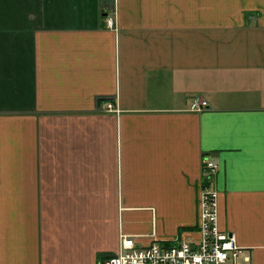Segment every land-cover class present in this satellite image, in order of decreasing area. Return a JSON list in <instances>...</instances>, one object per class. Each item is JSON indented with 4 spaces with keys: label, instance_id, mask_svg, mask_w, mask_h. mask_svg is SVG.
Returning a JSON list of instances; mask_svg holds the SVG:
<instances>
[{
    "label": "crops",
    "instance_id": "1",
    "mask_svg": "<svg viewBox=\"0 0 264 264\" xmlns=\"http://www.w3.org/2000/svg\"><path fill=\"white\" fill-rule=\"evenodd\" d=\"M205 159L264 264V0H0V264L196 239Z\"/></svg>",
    "mask_w": 264,
    "mask_h": 264
},
{
    "label": "built area",
    "instance_id": "2",
    "mask_svg": "<svg viewBox=\"0 0 264 264\" xmlns=\"http://www.w3.org/2000/svg\"><path fill=\"white\" fill-rule=\"evenodd\" d=\"M105 20L113 25V8L108 9ZM207 101L195 95L190 108L201 111ZM107 107H111L108 104ZM218 164L205 159L203 178L198 191V237L179 239L173 242L152 241L147 245H137L131 236H123L117 251L99 261V264H241L242 248L233 234L225 233L218 226L217 190L213 187L212 176ZM244 260L248 261L249 256Z\"/></svg>",
    "mask_w": 264,
    "mask_h": 264
},
{
    "label": "trees",
    "instance_id": "3",
    "mask_svg": "<svg viewBox=\"0 0 264 264\" xmlns=\"http://www.w3.org/2000/svg\"><path fill=\"white\" fill-rule=\"evenodd\" d=\"M107 256V255H106ZM101 259H103L104 257L103 256H100Z\"/></svg>",
    "mask_w": 264,
    "mask_h": 264
},
{
    "label": "rangeland",
    "instance_id": "4",
    "mask_svg": "<svg viewBox=\"0 0 264 264\" xmlns=\"http://www.w3.org/2000/svg\"><path fill=\"white\" fill-rule=\"evenodd\" d=\"M114 2H115V0H114Z\"/></svg>",
    "mask_w": 264,
    "mask_h": 264
}]
</instances>
